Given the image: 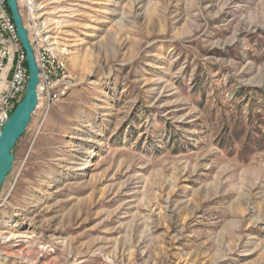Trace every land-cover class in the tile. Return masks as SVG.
Masks as SVG:
<instances>
[{"label":"rangeland","instance_id":"1","mask_svg":"<svg viewBox=\"0 0 264 264\" xmlns=\"http://www.w3.org/2000/svg\"><path fill=\"white\" fill-rule=\"evenodd\" d=\"M37 4L0 264H264V0Z\"/></svg>","mask_w":264,"mask_h":264},{"label":"built area","instance_id":"2","mask_svg":"<svg viewBox=\"0 0 264 264\" xmlns=\"http://www.w3.org/2000/svg\"><path fill=\"white\" fill-rule=\"evenodd\" d=\"M20 12L34 47L40 80L65 71V61L46 34L37 0H18ZM29 78L26 52L17 35L7 0H0V132L22 98ZM40 82V84H41Z\"/></svg>","mask_w":264,"mask_h":264},{"label":"water","instance_id":"3","mask_svg":"<svg viewBox=\"0 0 264 264\" xmlns=\"http://www.w3.org/2000/svg\"><path fill=\"white\" fill-rule=\"evenodd\" d=\"M17 35L26 52V62L29 78L22 98L17 102L1 127L0 132V193L8 176L11 174L16 158V149L20 140L25 136L32 120L40 96V68L37 64L34 47L29 38L18 0H7Z\"/></svg>","mask_w":264,"mask_h":264},{"label":"bare ground","instance_id":"4","mask_svg":"<svg viewBox=\"0 0 264 264\" xmlns=\"http://www.w3.org/2000/svg\"><path fill=\"white\" fill-rule=\"evenodd\" d=\"M39 91H40V88H39Z\"/></svg>","mask_w":264,"mask_h":264}]
</instances>
